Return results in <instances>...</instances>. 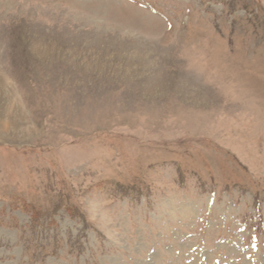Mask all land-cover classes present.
<instances>
[{"label": "rangeland", "instance_id": "374dc122", "mask_svg": "<svg viewBox=\"0 0 264 264\" xmlns=\"http://www.w3.org/2000/svg\"><path fill=\"white\" fill-rule=\"evenodd\" d=\"M0 264H264V0H0Z\"/></svg>", "mask_w": 264, "mask_h": 264}]
</instances>
